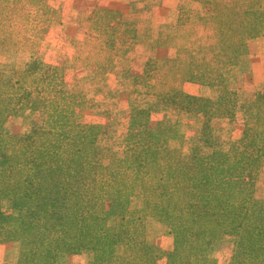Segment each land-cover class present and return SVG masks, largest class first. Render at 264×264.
Masks as SVG:
<instances>
[{"label":"trees","instance_id":"obj_1","mask_svg":"<svg viewBox=\"0 0 264 264\" xmlns=\"http://www.w3.org/2000/svg\"><path fill=\"white\" fill-rule=\"evenodd\" d=\"M222 1L200 0L208 11L199 18L221 40L212 37L208 62L201 53L200 64L191 63L198 68L186 69L196 75L187 79L213 78L231 62L226 27L238 33L240 54L246 52V36L261 33L256 18H264V0H236L238 8ZM232 12L234 23L224 19ZM117 14L98 13L100 19L87 27L88 38L114 35L121 25ZM59 20L60 10L47 0H0V49H12L14 34L41 39ZM183 76L179 73L176 87ZM164 97L187 112L201 110L197 98L173 86ZM86 103L84 96L64 90L60 70L32 54L26 68L0 86V242L23 244L17 264H57L59 254L83 252L91 255L89 264H161L159 252L146 241V217L172 235L163 264H212L211 244L227 225L237 228L230 264H264V201L252 196L264 157L263 132L244 133L227 153L215 148L207 155L194 150L182 156L168 148L175 136L142 129L138 110L130 118L123 156L104 163L97 145L102 127L85 121ZM21 109L39 113L41 122L23 135L4 133L7 119ZM135 195L143 196L140 209L129 208ZM111 209L117 215L113 221L84 219L89 213L110 215Z\"/></svg>","mask_w":264,"mask_h":264},{"label":"rangeland","instance_id":"obj_2","mask_svg":"<svg viewBox=\"0 0 264 264\" xmlns=\"http://www.w3.org/2000/svg\"><path fill=\"white\" fill-rule=\"evenodd\" d=\"M188 1L47 0L52 8L60 10L59 22L52 24L41 39L14 34L12 49L7 52L0 49V86L8 85L17 71L26 68L31 54L56 67L63 74L64 90L85 97L87 103L82 112L85 121L101 125L97 145L103 151L104 163L113 156H123L130 118L138 110L143 111L142 129L146 133L159 131L161 135L175 136L167 142L168 148L182 156L194 150L207 155L215 148L227 153L244 133L256 135L257 129L264 133V18H256L261 33L246 36L245 53L236 50L238 33L234 28L223 29L224 34L228 31L231 35L229 49L232 48L234 58L213 78L206 75L187 79L196 73H186V69L198 68L194 64H200L202 54L208 62L209 49L214 44L212 37L221 40V35L199 18L208 7L200 8V0L189 4ZM229 1L235 8L237 1L252 2H222ZM103 11L118 13L114 17L121 25L109 38L101 35L88 38L89 23L100 19L98 13ZM224 19L234 23L237 16L232 12ZM179 73L184 74L183 82L176 87ZM172 86L197 98L194 104L200 105L201 110L187 112L180 103L174 106L166 100L164 94ZM40 122L39 113L21 109L7 119L3 132L23 135ZM261 162L252 183V196L258 201H264V157ZM142 206V195H135L129 201L130 209ZM116 216V211L111 209L110 215L89 213L84 219L113 221ZM144 222L146 241L157 249L163 264L172 248V235L166 226L151 217H146ZM236 235V226L227 225L211 244L208 259L212 264L231 263ZM22 250L21 242H0V264H17ZM90 259L87 252L62 253L55 261L89 264Z\"/></svg>","mask_w":264,"mask_h":264}]
</instances>
